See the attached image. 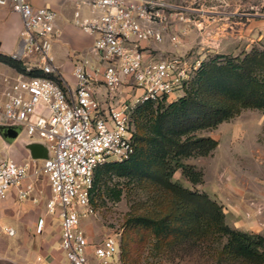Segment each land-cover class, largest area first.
I'll return each instance as SVG.
<instances>
[{
	"label": "built area",
	"instance_id": "2783aa9c",
	"mask_svg": "<svg viewBox=\"0 0 264 264\" xmlns=\"http://www.w3.org/2000/svg\"><path fill=\"white\" fill-rule=\"evenodd\" d=\"M76 2V0H66ZM87 4L93 14L82 19L79 7ZM21 19L19 43L10 58L23 64L24 72L4 80L0 91V123L20 129L29 140L45 144L47 157L38 166L0 161V199L12 187L25 199L34 191L32 183L20 187L29 177L44 175L51 198L46 212L56 214L60 226V249L69 264H115L120 252L121 232L98 242L88 240L80 228L83 218L94 210L89 195L94 172L104 164L127 161L134 153L131 116L135 108L182 92L201 62L190 63L179 55L147 58L140 44H161L164 37L178 44V33L169 34L170 17L180 21V7L150 0H90L76 3L73 23L94 35L89 54L96 65L88 70L87 57L73 67L74 90L64 89L54 65L51 46L57 36L56 12L46 6L34 7L30 0H0ZM36 70L37 76L27 73ZM101 81L111 101L102 109L97 82ZM124 81L140 90L139 95L115 99ZM39 219L36 232L43 228ZM8 236L12 228H4Z\"/></svg>",
	"mask_w": 264,
	"mask_h": 264
},
{
	"label": "rangeland",
	"instance_id": "374dc122",
	"mask_svg": "<svg viewBox=\"0 0 264 264\" xmlns=\"http://www.w3.org/2000/svg\"><path fill=\"white\" fill-rule=\"evenodd\" d=\"M163 1L180 7V41L174 45L168 36L166 39L171 49L180 47V58L191 64L195 61L203 64L215 56L242 58L253 48L264 52V0ZM153 53L156 59L176 55L168 48ZM192 79L193 76L188 88L194 86ZM182 95L183 91H177L162 102H154L152 112ZM131 124L133 131L136 130L135 124ZM5 127L13 126L0 123V161H25L30 156L28 144L22 134L13 140L7 137ZM196 135L211 137L218 143L208 156L183 160L201 174L198 183L192 184L179 170L171 181L191 192L205 194L217 203L229 228L264 238V115L256 109L242 110L217 128L198 131ZM42 180L44 188L49 190L47 177L43 175ZM106 185L121 189L119 200L112 201L96 193L95 212L81 220L80 228L93 243L114 232L122 233L123 229L122 247L115 264H259L220 254L218 242L208 241L194 248L180 243V238L157 241L146 230L137 228L138 231L130 232L136 227L137 216L157 209L148 201L152 196L147 195V186L133 182L128 176H111L104 179L99 192ZM154 198L166 206L170 204L167 195H154ZM258 254H264L263 246L258 247Z\"/></svg>",
	"mask_w": 264,
	"mask_h": 264
},
{
	"label": "trees",
	"instance_id": "16d2710c",
	"mask_svg": "<svg viewBox=\"0 0 264 264\" xmlns=\"http://www.w3.org/2000/svg\"><path fill=\"white\" fill-rule=\"evenodd\" d=\"M0 63L25 73L23 64L10 56L0 54ZM27 75L37 76L38 72L33 70ZM192 83L194 86L189 88L187 83L178 100L156 111L152 112L154 102L135 108L131 116V123L136 126L134 153L123 163L96 168L90 204L95 212L96 193L112 201L119 200L120 188L106 185L99 192L100 185L111 176H128L133 182L147 186V195L152 196L148 201L157 206L155 211L137 216L136 227L130 232L143 229L157 241L180 238V243L194 248L208 241L218 242L222 255L264 263V254H258V247H264L262 236L229 228L217 203L205 194L191 192L171 181L174 172L179 170L192 184L198 183L201 174L183 160L208 156L218 145L211 137L196 135L198 131L215 129L246 109H256L264 115V52L253 48L242 58L232 60L215 56L200 64ZM154 195H167L169 206L158 202ZM122 234L123 229L120 248Z\"/></svg>",
	"mask_w": 264,
	"mask_h": 264
},
{
	"label": "crops",
	"instance_id": "0c3cea01",
	"mask_svg": "<svg viewBox=\"0 0 264 264\" xmlns=\"http://www.w3.org/2000/svg\"><path fill=\"white\" fill-rule=\"evenodd\" d=\"M34 7H50L56 12L55 29L56 38L52 42L51 55L54 59V65L62 79L64 89L68 92L74 90L75 82L72 76L74 64L87 57L89 61L88 70L96 65L95 57L88 52L94 42V35L80 30L73 23V13L76 3L88 2L90 0H76L69 2L66 0H30ZM152 1V0H150ZM161 1L163 0H153ZM79 14L82 19L99 16V12L91 13L87 4L79 7ZM180 21L176 15L170 17L169 33L180 30ZM21 30V19L13 13L9 7L0 6V54L10 56L18 47L19 32ZM167 36L164 37V43L157 45L153 42H142L140 47L144 55L149 59H155L156 50L168 48V51H174L180 56V47L171 49L168 44ZM180 41V40H179ZM162 55L158 53L156 55ZM18 73L2 63H0V91L3 90L5 79H12ZM98 97L102 103V109L107 110L111 101L106 97L105 88L101 81L97 82ZM131 82L124 81L121 85L115 99H127L133 95H139ZM22 134L25 143L37 144L42 146L44 158L34 159L38 166L47 157V148L44 143L37 140H29ZM30 152V150H29ZM30 159V160H29ZM32 160L31 153L28 159L20 164L29 163ZM42 176L29 177L25 179L21 188L28 183H32L34 191L29 197L19 199L17 196L19 187L9 189L5 198L0 199V264H69L64 253L60 249V226L56 214L49 215L46 212V203L50 199V189H45ZM47 187V186H46ZM39 219H43V228L40 233L36 232V226ZM54 220H57L54 222ZM56 225V226H55ZM4 228H12L14 235L8 236Z\"/></svg>",
	"mask_w": 264,
	"mask_h": 264
},
{
	"label": "water",
	"instance_id": "95a60500",
	"mask_svg": "<svg viewBox=\"0 0 264 264\" xmlns=\"http://www.w3.org/2000/svg\"><path fill=\"white\" fill-rule=\"evenodd\" d=\"M5 129L7 131L6 132L7 137H9L12 140L15 139L20 133V129L17 127H5ZM28 149L30 150L32 159L44 158V154H42L43 152L42 146L37 145V144H30L28 145Z\"/></svg>",
	"mask_w": 264,
	"mask_h": 264
}]
</instances>
